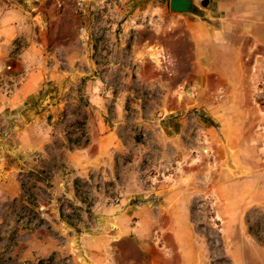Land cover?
I'll list each match as a JSON object with an SVG mask.
<instances>
[{"label": "rangeland", "instance_id": "1", "mask_svg": "<svg viewBox=\"0 0 264 264\" xmlns=\"http://www.w3.org/2000/svg\"><path fill=\"white\" fill-rule=\"evenodd\" d=\"M168 1L0 0V264H89L113 242L146 264L156 239L181 264L153 229L174 219L194 264H264V199L209 197L223 124Z\"/></svg>", "mask_w": 264, "mask_h": 264}, {"label": "crops", "instance_id": "2", "mask_svg": "<svg viewBox=\"0 0 264 264\" xmlns=\"http://www.w3.org/2000/svg\"><path fill=\"white\" fill-rule=\"evenodd\" d=\"M202 10L204 20L181 15L177 22L185 25L194 45L198 102L209 105L210 115L223 124L219 134L224 137L226 171L221 168L206 181L214 184L209 195L214 202L226 199V206L238 207L249 198L264 199V0H208ZM153 229L174 237L181 264L198 263L192 223L174 219ZM153 243L144 262H169L171 253L163 239ZM119 245L113 242L109 249L100 248V260L89 264H118Z\"/></svg>", "mask_w": 264, "mask_h": 264}, {"label": "water", "instance_id": "3", "mask_svg": "<svg viewBox=\"0 0 264 264\" xmlns=\"http://www.w3.org/2000/svg\"><path fill=\"white\" fill-rule=\"evenodd\" d=\"M208 4V0H169L168 10L175 15H189L204 20L203 8Z\"/></svg>", "mask_w": 264, "mask_h": 264}]
</instances>
